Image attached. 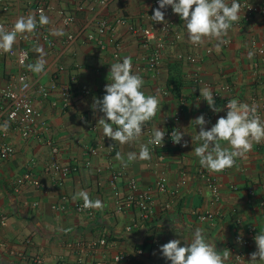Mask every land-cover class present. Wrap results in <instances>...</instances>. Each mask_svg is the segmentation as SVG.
I'll list each match as a JSON object with an SVG mask.
<instances>
[{
	"label": "crops",
	"instance_id": "crops-1",
	"mask_svg": "<svg viewBox=\"0 0 264 264\" xmlns=\"http://www.w3.org/2000/svg\"><path fill=\"white\" fill-rule=\"evenodd\" d=\"M151 1H114L102 12L113 24L110 34L118 45L119 61L131 57L133 72L144 80L142 90L146 95H158L160 100V111L145 124L139 141L121 145L104 137L97 124L103 113H94L91 108L94 98L102 99L105 85L111 83L110 65L117 62L114 44L104 41L99 45L97 38L87 40L83 34L66 41L82 26L88 0H47L53 8L45 12L50 23L39 24L37 32L26 34L18 44L29 56L21 69L12 58L0 56V90L20 70L33 85H46L54 78L60 86H76L66 106L59 90L46 99L32 97L33 107L46 125L37 124L28 138L8 128L3 130L6 104L0 98V139L5 134L3 140L14 150L11 156L0 158V215L5 217V222L0 223V264H72L78 257L76 245L100 239H105L107 246L87 253V264L100 259L105 264H171L163 257L160 246L173 239H180L184 246L197 227L204 229L218 251L230 250L228 264H236L237 254L242 255L239 264H250V254L257 250L253 238L264 231V141L254 143L246 158H238L232 168L212 173L200 165L194 154V148L202 143L194 139L200 130L194 120L203 114L208 121L205 130H209L220 116H226L224 107L229 100L249 105L264 102V0H238L253 6L255 12L249 21L240 12L239 20L222 38L227 43H220L219 49L214 39L193 45L184 22L174 13L165 14V24L155 23L151 19ZM35 3L5 0L0 7V21L15 22L20 16L33 14L39 23ZM57 10L73 15L74 23L65 27ZM120 21L127 26L119 25ZM128 26L151 28L162 36L164 49L154 66L150 61L153 44L144 45ZM164 26L167 29L161 32ZM54 31L63 34L54 35ZM36 47L43 49L46 61L40 74L27 68L40 58ZM188 55L196 57L195 64L185 59ZM178 80L183 84V103L171 92ZM223 86L229 88L228 92L215 99L216 106L223 110L213 112L199 89L218 90ZM259 115L264 120V109ZM147 126L183 132L180 147L167 140L150 160L127 162L129 152L138 154L139 145L146 144ZM184 141L187 147L181 146ZM221 144L227 146V142ZM117 152L124 156L127 167L116 159ZM157 156L166 162L163 169L154 165ZM52 162L69 168L59 184L55 175L46 170ZM199 169L216 181V198L198 177ZM115 172H124L125 178L112 182ZM160 172L166 177L168 191L154 195L153 218L130 227L135 211L116 214L113 191L125 192L126 177L136 179L141 188L150 186ZM79 190L87 191L93 200H101L103 209H93L91 217L77 213L74 207L83 200H73V195ZM195 212H209L212 220L199 221ZM175 221L183 228H175ZM237 236L247 240L248 245H237ZM118 254L129 255L131 260L114 263Z\"/></svg>",
	"mask_w": 264,
	"mask_h": 264
},
{
	"label": "clouds",
	"instance_id": "clouds-1",
	"mask_svg": "<svg viewBox=\"0 0 264 264\" xmlns=\"http://www.w3.org/2000/svg\"><path fill=\"white\" fill-rule=\"evenodd\" d=\"M158 8L153 10L151 19L155 23L167 22L165 20L166 9L171 6L173 13L178 14L184 22L189 41L193 45L203 44L206 40H216L217 49L220 43H227L222 38L228 34L234 22L240 18L241 4L238 0H158ZM49 18L41 10L39 24L48 25ZM37 20L35 15L18 17L11 29L0 24V52L10 53L17 42L18 36H25L36 31ZM54 35H62L61 31H54ZM40 58L27 68L36 74L43 73L46 61L41 47L35 49ZM253 53H249L251 58ZM111 83L104 88L105 95L102 99L94 98L91 105L93 112H101L97 124L101 126L104 137H108L121 145L139 141L144 132V126L152 120L160 111V100L158 95H146L142 90L144 80L139 74L132 70L131 57H124L122 62H115L110 65ZM200 96L207 102L213 112H220L223 109L216 106L213 92L208 87L199 89ZM226 116H220L216 123L205 130L208 123L202 114L194 121L200 130L194 137L201 141L200 146L194 148V154L199 158V163L212 173H220L232 168L236 160L246 158L252 150L254 143L264 141V120L257 111V105L240 103L231 99L225 105ZM7 131L8 123L2 126ZM183 132L173 130L171 140L174 144H181ZM165 131L158 127L152 130V138L147 144L139 145V153L129 152L127 162L139 160H150L151 152L148 145L160 146L164 142ZM227 142L222 146L221 142ZM187 147L188 142L181 145ZM116 159L125 167L127 162L124 156L117 152ZM82 199L85 209H103V202L99 199L93 200L85 190H79L73 195V200ZM175 228L182 229L179 221L173 222ZM256 251L250 254V264L257 261L264 262V231L254 236ZM164 258L171 261V264H228L232 254L225 249L220 252L215 242H209L204 229L197 227L190 242L181 246L180 239H173L160 246Z\"/></svg>",
	"mask_w": 264,
	"mask_h": 264
},
{
	"label": "built area",
	"instance_id": "built-area-1",
	"mask_svg": "<svg viewBox=\"0 0 264 264\" xmlns=\"http://www.w3.org/2000/svg\"><path fill=\"white\" fill-rule=\"evenodd\" d=\"M5 0H0V7L3 6ZM35 3V14L39 17L41 10L45 14L46 11H53V8L47 3V0H33ZM89 4L85 8L86 15L82 19V26L79 27V30L76 33H71L67 36V42L73 41L77 36L83 34L87 40H92L97 38L98 44H103L104 41H108L109 43H113L114 41L111 36V32L113 29V24L106 18L102 16V12L106 9L112 2L119 0H88ZM230 4L231 0H227ZM241 4V12L243 13L242 18L246 21H249L255 12V8L244 1H238ZM158 0L151 1V10L158 8ZM3 11L6 10L5 7L2 8ZM166 15H172L173 11L170 6L166 9H162ZM57 13L60 15L62 19V23L65 27L70 26L74 23L73 15H66L63 11H58ZM175 14V13H174ZM178 15V14H176ZM179 16V15H178ZM0 24L4 25L5 28L11 29L14 25V22H5L0 21ZM123 24V26H127L124 21H120L119 25ZM129 31L136 37L142 39L144 45L153 44V53L152 58L150 59L152 65L156 64L157 58L160 52L164 49V40L162 36L157 35L156 31L151 28H141L136 26H128ZM167 27L164 26L161 28V32L166 31ZM39 30V23L37 22V32ZM176 39H179V36H175ZM23 36H18L16 44L13 46V50L10 53L0 52V56H7L12 58L16 65L21 69L24 67L28 61V52L19 46V42H21ZM116 47V54L114 55V59L117 62L119 61L118 55V45L114 44ZM263 52L259 50V53ZM188 62L195 64L196 57L194 55H188L185 58ZM59 71L62 70V67L58 68ZM59 90L61 92V96L64 100V105H67V100L71 98V93L76 91V86L72 84L70 87L60 86L58 85L54 78L50 80V82L46 85L41 84H30L26 79V74L24 71L20 70V72L13 76L9 83L4 86L0 90V98L1 102L6 104L5 108V122L8 123V129L17 133L23 138H28L33 132L34 127L39 124L41 127H44L46 124L40 118V113L37 111L32 104V97H38L46 99L51 93ZM229 88L227 86L220 87L218 90H212L214 98L219 99L223 96L224 93L228 92ZM180 103H183L184 98L180 97L178 99ZM253 104L257 105L258 114L262 112L264 109V102L260 100L258 103L255 101ZM252 104V105H253ZM226 105V104H225ZM226 109V107H224ZM146 135V144L152 138V129L148 126L145 128ZM173 130L169 129L165 131L164 142L160 146H162L165 141H170L173 146L180 147V144H174L171 140V132ZM5 134H2V139H0V158L5 159L11 156L14 153L13 148L5 143L3 138ZM157 145L149 144V150L151 152V156L155 155L156 150L160 147ZM112 152V148L108 149V154ZM155 166H161L163 169L166 166V162L162 157L157 156V159L154 163ZM264 171V163L262 166ZM47 171H51L55 175L56 183L59 184L61 181L67 176L69 172V168L58 166L56 163L52 162L46 167ZM75 170L74 168L71 169ZM198 177H200L209 192L213 197L218 196V188L216 181L214 178L208 174H206L202 169L197 171ZM121 177L125 178L124 172H115L112 176V182L115 181L116 178ZM21 183V180H18ZM126 190L123 194L117 192V190L113 191V203H114V212L116 214H122L130 210L135 211V219L132 221L131 226L145 222L153 218L154 216V202L153 197L155 194H164L168 191V183L166 177L163 172H160L154 181V183L150 186L141 188L139 187L136 179L127 178L126 177ZM251 192V188L248 189ZM77 213L85 214L88 217L93 215V209H85L83 207V202H80L74 207ZM196 219L199 221H211L213 215L209 212H195L194 213ZM5 222V217L0 215V223L3 224ZM129 229V228H128ZM234 242L240 246H247L248 241L242 239L241 237H236ZM106 247L107 241L105 239L97 240L96 243H91L87 245H76V249L78 252V257L75 263L72 264H87L86 254L95 253L96 250L100 247ZM157 246V244H156ZM141 253V252H140ZM139 253V255H140ZM19 256V255H18ZM42 259V258H41ZM39 259L37 263L41 261ZM86 260V261H85ZM122 260L130 261L129 255L118 254L113 258L114 263H118ZM242 260V255H236V264ZM88 264H105L104 259L95 260Z\"/></svg>",
	"mask_w": 264,
	"mask_h": 264
},
{
	"label": "trees",
	"instance_id": "trees-1",
	"mask_svg": "<svg viewBox=\"0 0 264 264\" xmlns=\"http://www.w3.org/2000/svg\"><path fill=\"white\" fill-rule=\"evenodd\" d=\"M183 84L178 80L176 83L173 84V87L171 89V92L173 93L174 96L177 97H182L183 95L181 94V89H182Z\"/></svg>",
	"mask_w": 264,
	"mask_h": 264
}]
</instances>
